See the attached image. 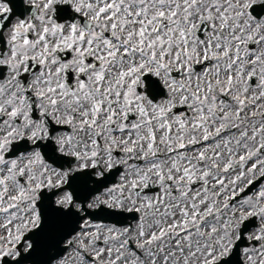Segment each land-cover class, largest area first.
<instances>
[{
  "label": "snow or ice",
  "instance_id": "snow-or-ice-1",
  "mask_svg": "<svg viewBox=\"0 0 264 264\" xmlns=\"http://www.w3.org/2000/svg\"><path fill=\"white\" fill-rule=\"evenodd\" d=\"M0 264H264V0H0Z\"/></svg>",
  "mask_w": 264,
  "mask_h": 264
}]
</instances>
